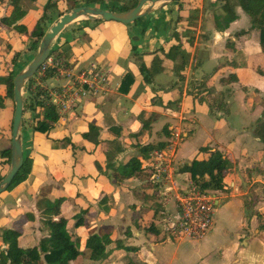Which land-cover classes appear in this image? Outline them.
Here are the masks:
<instances>
[{
  "label": "crops",
  "instance_id": "crops-1",
  "mask_svg": "<svg viewBox=\"0 0 264 264\" xmlns=\"http://www.w3.org/2000/svg\"><path fill=\"white\" fill-rule=\"evenodd\" d=\"M74 1L85 6L83 0ZM108 1L88 6L107 9L114 5ZM222 4L199 0L192 9L171 2L156 6L139 25L79 20L58 35L51 50L67 47L62 60L74 72L100 66L109 80L102 90L82 97L71 115L66 113L47 134L22 124L23 155L27 151L32 166L24 182L0 194V234L18 231L20 248L39 249L48 233L36 202L62 198L58 217L66 219L80 252L92 234L107 233L111 241L104 259L91 261L81 253L70 264H264V139L255 134L264 122V55L258 33L239 6L236 19L223 27ZM68 7L65 0H0V77L15 75L36 53L30 49L35 39L15 26L30 32L45 14L46 31ZM19 13L14 23L1 22ZM172 47L178 49L169 59ZM154 53L160 65L146 84L139 65L150 66ZM128 73L134 83L123 94L119 85ZM231 74L237 80L223 82ZM42 84L60 90L70 82L52 77ZM4 94L0 87V96ZM13 110V101L4 99L0 151L10 147ZM33 116L34 111L30 125ZM89 124L98 128L97 144L82 138ZM62 138L76 149L53 148L52 140ZM170 141L177 142L170 182L157 185L143 173L122 177L106 168L105 153L113 147L119 149L114 160L118 166L132 157L139 162L147 158L137 146L164 148ZM206 146L229 162L223 189L212 190V227L201 240L172 238L164 227L176 212L173 195L192 183L181 168L206 160L208 153L200 151ZM4 160L0 157V175L9 167ZM5 248L0 238V251ZM36 256V263H28L46 264L42 254Z\"/></svg>",
  "mask_w": 264,
  "mask_h": 264
},
{
  "label": "trees",
  "instance_id": "trees-1",
  "mask_svg": "<svg viewBox=\"0 0 264 264\" xmlns=\"http://www.w3.org/2000/svg\"><path fill=\"white\" fill-rule=\"evenodd\" d=\"M69 4V9L82 6L79 5L74 0H65ZM109 1H119V0H109ZM222 4V11L224 13L222 17L223 27L227 28L228 25L236 19L235 6H239L244 13L248 16L251 30H255L259 36V47L261 53L264 55V0H219ZM85 6L102 4L103 0H83ZM137 4L134 3L131 6L121 5L118 6H108L107 10L112 12H126ZM118 8V9H116ZM62 15V13H60ZM22 14L14 15L10 18H2L1 22L6 24L14 23ZM48 20L47 16L44 14L40 18L34 28L28 32L23 26H15V30L19 32H24L35 39L32 42L30 49L37 50L38 43L45 32V23ZM135 23V22H134ZM65 44L63 45V47ZM135 50V46H132ZM178 48L172 47L166 54V57L170 59V52H175ZM68 48L65 47L61 52L56 50H51V57L56 59H64L67 57ZM155 54L150 66H146L144 63L139 65V72L143 77V82L146 84L150 83V80L157 73V68L160 65V59ZM175 54V53H174ZM14 73L11 72L7 76L0 77V87L4 88V96H0V106H2L4 99H10L12 101V80ZM53 77V70H48L43 77L40 78V82H45L46 80ZM237 78L234 74L228 76L223 82H234ZM34 79L29 80L24 88L27 99L29 100V105L24 104V110L30 108L34 111V116L32 123L30 125L31 131L34 133L47 134L59 120V114L56 110L55 105L47 97V92L44 88L40 86L32 87ZM134 83L133 76L128 73L126 74L120 85L119 92L127 93L130 86ZM13 112V111H12ZM10 122V131H11ZM255 134L264 139V122L260 124L256 130ZM82 138L88 142L98 143V128L93 124L88 125V131L82 134ZM113 143V142H112ZM70 146L72 151L76 149L74 144L67 138H62L59 140H52V147H64ZM113 145V144H112ZM162 147V146H161ZM159 146H138L139 153L143 157H148L149 154L154 149H161ZM114 148V147H113ZM109 149L105 153V163L106 168L119 173L122 177H131L135 174H141L140 162L136 157L128 159L125 163L115 166V158L119 149ZM112 150V151H111ZM117 150V152L115 151ZM201 152L208 153V158L201 161H192L189 165H185L181 168L182 173L189 175L190 181L196 185L201 191L209 190H221L223 189V177L225 173L228 172L229 162L227 157L217 150L212 151L208 146L200 148ZM0 157L5 158L4 163L9 166L10 162V147L0 151ZM23 165L20 171L12 180L8 190L13 189L20 183L24 182L32 166V160L28 156H24ZM4 173L0 175V181L4 177ZM116 175V174H115ZM63 202L62 198L59 199H48L40 198L36 202V208L40 212L42 218V224L47 229L48 236L41 240L39 244V249H22L18 246V238L20 233L15 230H4L0 234L1 242L6 245V248L0 251V264H29L28 262L38 260L37 254L43 255L44 262L46 264H70L74 261L81 253L88 255L91 261H100L106 256V246H108L111 241L109 239V234L90 235L86 242L83 252L79 251V242L77 238H73L67 231V221L62 217H58L60 205ZM58 217V218H57ZM31 219V216H27ZM56 218V219H54Z\"/></svg>",
  "mask_w": 264,
  "mask_h": 264
},
{
  "label": "built area",
  "instance_id": "built-area-1",
  "mask_svg": "<svg viewBox=\"0 0 264 264\" xmlns=\"http://www.w3.org/2000/svg\"><path fill=\"white\" fill-rule=\"evenodd\" d=\"M60 1L62 0H50L51 3ZM90 69H93V73L90 72ZM48 70H53V77L67 79L70 84H75L76 88L80 87V91L77 95H81L80 99L87 95V91L93 90L95 93L96 90L99 89L95 83H99V80H106L105 77L101 78L99 71H97L94 66L74 72V68H71L67 61L50 56L33 76V88L42 84L40 78L43 77ZM83 88H87L88 90L84 91ZM75 90L73 86L61 87L58 92H49V96L47 94L49 100L56 107L59 119L66 113L71 112L73 106H69L68 99H70V91L74 94ZM56 95L60 103L59 106L57 102L54 101L55 98H51ZM176 147L177 142H169L164 148L151 151L148 157L140 162V169L142 172H151V176L149 175L151 183L162 184L172 180L175 172L174 154L176 152ZM165 192L169 193L170 190ZM173 197L176 203V212L175 215H170L165 221V233L179 240L189 239L197 241L203 239L208 234L213 224V217L216 209V196L214 191H201L196 185L190 183L187 189L175 192Z\"/></svg>",
  "mask_w": 264,
  "mask_h": 264
},
{
  "label": "water",
  "instance_id": "water-1",
  "mask_svg": "<svg viewBox=\"0 0 264 264\" xmlns=\"http://www.w3.org/2000/svg\"><path fill=\"white\" fill-rule=\"evenodd\" d=\"M173 1L174 0H138L135 7L120 13L98 7L77 6L67 10L51 23L40 39L33 58L21 71L14 75L12 80V101L14 110L11 124L10 162L6 174L0 181V194L7 191V188L23 165L24 157L21 132L24 112L23 92L25 85L33 78L39 67L50 57L52 44L58 35L67 26L79 20H98L101 22H116L122 25H129L152 13L156 6H165Z\"/></svg>",
  "mask_w": 264,
  "mask_h": 264
},
{
  "label": "rangeland",
  "instance_id": "rangeland-1",
  "mask_svg": "<svg viewBox=\"0 0 264 264\" xmlns=\"http://www.w3.org/2000/svg\"><path fill=\"white\" fill-rule=\"evenodd\" d=\"M209 0H206V2H208ZM109 2V1H108ZM136 2H138V0H119V1H114V5L113 6H121V5H126V6H131V5H133L134 3H136ZM179 3V4H183V5H185V6H191L192 7V9L193 8H197L198 7V3H199V0H174L172 3ZM109 5H112L111 3L109 4ZM90 7H96V6H90ZM98 8H103V9H105L104 7H102V6H100V7H98ZM116 9H118V8H116ZM107 10V9H106ZM58 15V14H57ZM56 15V16H57ZM223 15H224V13H223ZM56 16H53L52 15V17L54 18V17H56ZM57 18V17H56ZM55 18V19H56ZM146 18V17H145ZM145 18L144 19H140V20H137V21H135V23H132L133 25H136V24H140V23H142L144 20H145ZM54 48H52V50H53ZM33 51V53L34 52H36V49L35 50H32ZM33 53L31 52V55H33ZM171 54H170V56H171V58L173 59V57L175 56V54H174V52H170ZM174 54V55H173ZM31 56L29 55V58H30ZM28 58V59H29ZM91 67V66H90ZM89 67V68H90ZM95 69L97 70V71H99V73H100V76H101V78H103V77H105V79H106V73H105V69L103 70V68L102 67H100V66H96L95 67ZM90 72L91 73H93V69H90ZM109 79H107V80H105V81H101V80H99V83H95V85L97 86V88H99L100 90H102V85L104 84V83H106L107 81H108ZM42 88H44V89H46L47 90V94H48V96L50 95L49 94V92H58V90L57 89H50V88H46V87H44V85L43 84H41L40 85ZM74 87L76 90L74 91V94L72 93V91H70L71 93H70V99H68V104H69V106L70 107H72L71 108V112L69 113L70 115H71V113H72V111H73V109L75 108V107H77L78 105H79V103H80V97H81V95H79V96H77L78 95V92L80 91L79 89H80V87L79 88H76L75 87V84L74 85H72V84H70L69 86H67V87ZM105 88V87H104ZM83 90L84 91H87L88 89L87 88H83ZM94 91L92 90V91H87V94H91V93H93ZM80 94V93H79ZM51 98H55L54 99V101L55 102H57V104H58V106L60 105V103H59V101H58V96L56 95L55 97H51ZM24 104L26 103L27 105H29V100L27 99V95L25 94V91H24ZM69 107V108H70ZM24 112H26L27 113V115H26V122H25V114L23 113V125L24 124H26V129H28V127H30V122L29 123H27L28 122V120L32 117V110H30V108H28L27 107V109H26V111H24ZM79 113V112H78ZM25 127V126H24ZM29 133V132H28ZM175 140V137L173 138L172 137V139H171V141H174ZM170 141V142H171ZM68 146V145H67ZM138 147V146H137ZM24 156H28V154H27V151H25V153H24ZM145 176H147L148 178H149V175L151 176V172L150 171H146V172H142ZM157 185H159V183L157 184ZM156 189H157V187H155L154 188V192L156 191ZM9 191V190H8ZM62 204V203H61ZM78 258V257H77ZM76 258V259H77ZM76 259L72 262V263H74L75 261H76ZM77 261H78V259H77ZM76 261V262H77Z\"/></svg>",
  "mask_w": 264,
  "mask_h": 264
}]
</instances>
